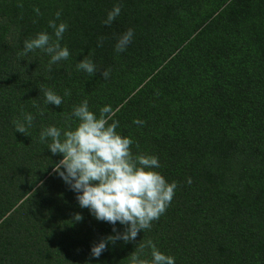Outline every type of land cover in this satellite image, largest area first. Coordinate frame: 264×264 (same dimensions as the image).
<instances>
[{
	"label": "trees",
	"instance_id": "1",
	"mask_svg": "<svg viewBox=\"0 0 264 264\" xmlns=\"http://www.w3.org/2000/svg\"><path fill=\"white\" fill-rule=\"evenodd\" d=\"M57 11L70 56L49 71L46 54L22 50L52 35ZM84 58L95 75L76 70ZM46 88L62 105L45 104ZM85 99L97 115L110 105L132 153L157 156L156 171L177 184L149 230L99 258L91 246L113 225L79 207L52 171L62 154L39 140L44 126L74 127L72 107ZM21 108L34 116L27 135L13 125ZM148 241L175 264H264V0H0V264H130L134 251L151 259L139 248Z\"/></svg>",
	"mask_w": 264,
	"mask_h": 264
},
{
	"label": "clouds",
	"instance_id": "2",
	"mask_svg": "<svg viewBox=\"0 0 264 264\" xmlns=\"http://www.w3.org/2000/svg\"><path fill=\"white\" fill-rule=\"evenodd\" d=\"M34 12L39 15L38 8ZM120 13V5H114L103 20L104 25L110 26ZM60 18L61 12L57 11L55 18L48 22L52 35L46 31L38 32L24 41L22 50V55L36 50L46 54L49 71L52 65L66 61L70 56L68 47L61 45L68 25L63 21L57 24ZM133 36L134 31L129 28L117 37L114 50L117 53L126 51ZM75 68L90 76L97 72L95 64L87 58L79 61ZM101 75L107 79L110 70L102 71ZM43 95L46 105L60 106L63 103V98L52 89H44ZM64 95H70V92L65 90ZM20 111L22 118L13 120L15 132L27 135L28 128L33 126L34 116L22 108ZM112 116L110 105L101 107L97 115L90 110L85 99L72 107L70 117L74 127L61 130L48 125L39 133L40 142L46 143L53 155L62 154V159L53 164L52 171L76 193L79 207L87 208L96 220L113 225L114 235L103 237L91 246L92 258H99L109 243L135 241L141 230H149L152 222L165 213L177 188L175 181H167L156 171L161 166L157 156L132 153L133 141L117 132L119 122ZM133 123L141 125L143 121L134 119ZM82 219V215L76 213L71 221ZM117 223L124 226L122 232L115 227ZM144 247L150 248L151 259H142L134 251L129 256L130 264H175L174 256L163 253L151 241L139 245L140 250Z\"/></svg>",
	"mask_w": 264,
	"mask_h": 264
}]
</instances>
